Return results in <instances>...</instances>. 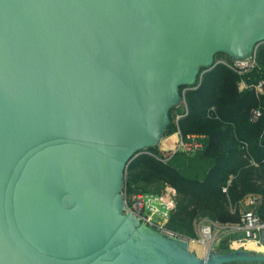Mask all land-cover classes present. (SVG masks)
I'll return each instance as SVG.
<instances>
[{
  "label": "water",
  "instance_id": "95a60500",
  "mask_svg": "<svg viewBox=\"0 0 264 264\" xmlns=\"http://www.w3.org/2000/svg\"><path fill=\"white\" fill-rule=\"evenodd\" d=\"M263 43L264 0H0V264H264L200 256L125 200L181 88Z\"/></svg>",
  "mask_w": 264,
  "mask_h": 264
},
{
  "label": "trees",
  "instance_id": "16d2710c",
  "mask_svg": "<svg viewBox=\"0 0 264 264\" xmlns=\"http://www.w3.org/2000/svg\"><path fill=\"white\" fill-rule=\"evenodd\" d=\"M256 52L257 64L246 73L217 63L232 62L218 55L217 64L203 69L197 85L181 88L183 102L171 111L166 137L179 131L185 140L195 137L201 144L198 150L178 151L164 161L167 153L156 147L126 168L128 196L175 189L168 227L186 237L198 236L196 224L202 219L240 223L239 205L249 196L257 197L256 212L264 221V87L256 89L264 82V43ZM255 110L263 113L257 121ZM179 115L185 116L177 121ZM226 240L217 251H231Z\"/></svg>",
  "mask_w": 264,
  "mask_h": 264
},
{
  "label": "built area",
  "instance_id": "2783aa9c",
  "mask_svg": "<svg viewBox=\"0 0 264 264\" xmlns=\"http://www.w3.org/2000/svg\"><path fill=\"white\" fill-rule=\"evenodd\" d=\"M217 63L226 64L229 68L239 73H246L256 66L257 56L255 54L251 59L245 61L227 62L219 60ZM202 76L203 73L200 78ZM243 87L248 86L243 84ZM263 87L264 82L261 81L256 89L262 91ZM185 115H179L177 121ZM262 115L261 110H255L253 112V120L257 121ZM176 135H179V141L174 149L166 152L167 156L164 161L170 159L178 151L194 152L201 147V144L196 141L195 137H189V140H185L180 131ZM167 191L176 195L175 189L171 187H167L162 195L135 194L128 196L125 193L126 207L144 223L158 231L171 237L186 240L191 247L197 246L199 249L201 248L203 256L208 255L212 250H217L225 239H227V245L231 250L253 251L254 248H264V221L261 220L256 212L257 197L249 196L240 203L239 208L242 213L240 223L220 225L218 222L210 219H202L196 224L198 236L196 238H189L168 227L170 213L174 208L175 197L172 196V198L169 193H166Z\"/></svg>",
  "mask_w": 264,
  "mask_h": 264
},
{
  "label": "crops",
  "instance_id": "0c3cea01",
  "mask_svg": "<svg viewBox=\"0 0 264 264\" xmlns=\"http://www.w3.org/2000/svg\"><path fill=\"white\" fill-rule=\"evenodd\" d=\"M178 140L179 138L177 139L176 134L167 136L160 146L161 151L167 152L170 149L174 148L177 145ZM253 251L264 252V248H254Z\"/></svg>",
  "mask_w": 264,
  "mask_h": 264
},
{
  "label": "rangeland",
  "instance_id": "374dc122",
  "mask_svg": "<svg viewBox=\"0 0 264 264\" xmlns=\"http://www.w3.org/2000/svg\"><path fill=\"white\" fill-rule=\"evenodd\" d=\"M219 61V60H218ZM175 134H177V133H175ZM174 135V134H173ZM179 138V135H177V139ZM179 141V140H178ZM176 147V146H175ZM174 147V148H175ZM174 148H172V149H174ZM171 150V149H170ZM167 194L169 193V195L172 197V196H176V195H173L170 191H167L166 192ZM139 195V194H138ZM173 198V197H172ZM175 206H176V202H175V198H174V208H175ZM173 208V209H174ZM192 249L194 250V251H196L197 252V254H199L200 256H203V251L201 250V248L199 249L197 246H192Z\"/></svg>",
  "mask_w": 264,
  "mask_h": 264
},
{
  "label": "bare ground",
  "instance_id": "6f19581e",
  "mask_svg": "<svg viewBox=\"0 0 264 264\" xmlns=\"http://www.w3.org/2000/svg\"><path fill=\"white\" fill-rule=\"evenodd\" d=\"M172 150V149H171Z\"/></svg>",
  "mask_w": 264,
  "mask_h": 264
}]
</instances>
